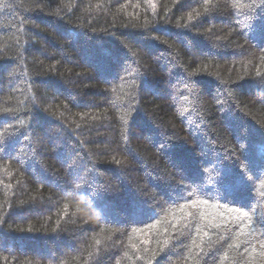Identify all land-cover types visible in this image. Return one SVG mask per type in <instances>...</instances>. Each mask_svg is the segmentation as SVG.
Returning <instances> with one entry per match:
<instances>
[{
    "label": "trees",
    "instance_id": "trees-1",
    "mask_svg": "<svg viewBox=\"0 0 264 264\" xmlns=\"http://www.w3.org/2000/svg\"><path fill=\"white\" fill-rule=\"evenodd\" d=\"M0 264H264V0H0Z\"/></svg>",
    "mask_w": 264,
    "mask_h": 264
}]
</instances>
